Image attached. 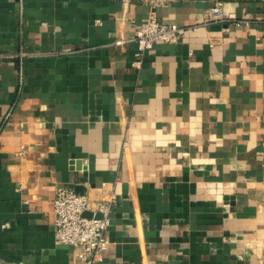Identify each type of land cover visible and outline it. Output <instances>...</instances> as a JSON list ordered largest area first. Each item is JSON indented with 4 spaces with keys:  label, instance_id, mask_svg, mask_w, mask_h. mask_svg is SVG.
<instances>
[{
    "label": "crops",
    "instance_id": "crops-1",
    "mask_svg": "<svg viewBox=\"0 0 264 264\" xmlns=\"http://www.w3.org/2000/svg\"><path fill=\"white\" fill-rule=\"evenodd\" d=\"M59 186L114 195L101 264H264V0H0V264H85Z\"/></svg>",
    "mask_w": 264,
    "mask_h": 264
},
{
    "label": "built area",
    "instance_id": "built-area-1",
    "mask_svg": "<svg viewBox=\"0 0 264 264\" xmlns=\"http://www.w3.org/2000/svg\"><path fill=\"white\" fill-rule=\"evenodd\" d=\"M146 1L153 3L154 0ZM224 19L221 2L206 11L202 23L188 26L161 21L153 11L141 22L137 31L138 55L142 58L158 43L177 42L200 25L206 26ZM114 200V195L105 196L93 208L87 195L69 186H59L54 199L56 241L74 246L76 257L85 264L103 263L111 247L108 233ZM87 211H91L92 215H85Z\"/></svg>",
    "mask_w": 264,
    "mask_h": 264
},
{
    "label": "water",
    "instance_id": "water-1",
    "mask_svg": "<svg viewBox=\"0 0 264 264\" xmlns=\"http://www.w3.org/2000/svg\"><path fill=\"white\" fill-rule=\"evenodd\" d=\"M81 188V187H80ZM77 192H81L80 190H77ZM82 193V192H81ZM85 215H87V216H91L92 215V212L91 211H87L86 213H85ZM98 216H100V214H98Z\"/></svg>",
    "mask_w": 264,
    "mask_h": 264
}]
</instances>
